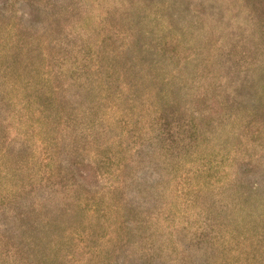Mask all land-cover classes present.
I'll list each match as a JSON object with an SVG mask.
<instances>
[{"label":"rangeland","instance_id":"obj_1","mask_svg":"<svg viewBox=\"0 0 264 264\" xmlns=\"http://www.w3.org/2000/svg\"><path fill=\"white\" fill-rule=\"evenodd\" d=\"M0 264H264V0H0Z\"/></svg>","mask_w":264,"mask_h":264}]
</instances>
